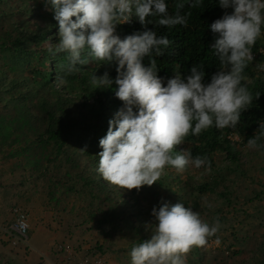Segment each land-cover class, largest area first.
I'll return each instance as SVG.
<instances>
[{
	"label": "trees",
	"instance_id": "16d2710c",
	"mask_svg": "<svg viewBox=\"0 0 264 264\" xmlns=\"http://www.w3.org/2000/svg\"><path fill=\"white\" fill-rule=\"evenodd\" d=\"M166 3L170 15L179 11L188 19L187 27L176 25L168 28L156 25L157 18L149 17L153 24L147 27L172 41L169 48L162 49L164 54L156 57L158 75L166 86L167 80L176 72L187 76L193 65H203L206 73L204 82L210 83L212 75L219 70V60L211 48L217 34L211 31L210 25L234 9L222 8L219 0H201L198 7H193L195 0H166ZM5 4L7 0H0V10ZM33 5L20 11L24 16L22 21H16L10 11H0V16L7 18L6 25L2 23L0 29V53L7 66L6 70L0 68V102L5 108L11 106L14 109L11 118L0 115V127L12 138L13 144L20 143L17 152L35 153L27 161L32 173L42 166L45 169L41 174L50 180H58L57 184L63 181L62 178H69L70 183L63 186L70 190L75 187L74 178L82 180L99 204L98 209L88 212L89 216L99 226L113 224L116 228H127L132 246L151 238L149 225L155 222L152 215L154 207L158 209L164 203H184L185 207L198 211L201 218L210 224L219 217L220 229L208 240L221 231L231 230L233 244H238L239 250L230 251L233 246L230 243L227 247L229 255L223 263L217 264H228L231 255L245 250L244 244L248 243L252 255L242 264H264V234L260 236L258 229L251 236L240 237L243 227L235 223L237 215L242 217L238 223H246L251 215L261 224L264 219V137L258 141V147L247 146L248 140L259 134V124L264 123V71L257 68V65L264 64V53L259 52L258 61L250 62L243 73L250 81L248 88L254 99L249 109L242 112L239 124L234 129L222 130L213 126L199 136L190 133L174 149V153L186 149L193 157L207 156L211 170L189 165L183 172H178L168 166L154 185L132 189L126 194L123 189L109 185L96 171L98 154L102 151L99 141L107 134L109 121L115 118L123 102L115 96L117 86L114 83L110 88L97 89L90 83L94 73L103 76L105 72L115 81L118 65L95 61L85 66L78 65V71L65 76L59 65L67 62V54L49 52V48L59 42V25L54 19L50 0ZM178 5L183 7L178 8ZM39 8L43 9L42 14ZM143 30L144 26L135 17L131 23L117 26V34L122 39ZM262 30L252 48L254 51L264 45V25ZM144 63L148 64L147 58ZM58 74L65 78L66 83L57 82ZM3 92L8 97H2ZM257 92L260 93L259 99H255ZM14 126L20 132L15 133ZM51 162L54 168L48 167ZM57 167L65 169L61 177L57 176ZM247 182H255L261 189L243 194L242 189ZM260 201H263V208L256 214L246 207L247 203L255 205ZM248 223L249 227L251 224L259 226L252 220ZM98 248L92 252L102 253ZM191 255L199 263H192L188 258ZM203 260V248L193 247L185 264H203Z\"/></svg>",
	"mask_w": 264,
	"mask_h": 264
},
{
	"label": "clouds",
	"instance_id": "9594fccd",
	"mask_svg": "<svg viewBox=\"0 0 264 264\" xmlns=\"http://www.w3.org/2000/svg\"><path fill=\"white\" fill-rule=\"evenodd\" d=\"M54 19L59 25V42L49 48L55 54L66 53L67 62L59 65L65 76L95 61L115 62L118 75L113 81L107 72L95 73L90 83L97 88L117 86L115 96L123 107L109 121L107 134L100 139L96 171L109 185L120 189H137L154 185L166 167L183 172L189 165L211 170L207 156H192L191 151L174 149L191 133L199 136L213 126L235 128L241 114L253 103L244 71L257 62L264 45L252 50L264 25V0H219L224 8L234 9L214 21L210 27L216 40L211 42L219 60V70L205 83L203 65H193L187 76L176 72L164 80L158 75L156 57L172 44L167 36H158L147 26L149 17L162 27L183 25L186 15H170L166 0H50ZM201 0H195L198 7ZM183 5H178L182 8ZM133 17L144 26L121 38L117 26L131 23ZM148 59L145 65L144 60ZM264 71V64L257 65ZM58 83H66L57 75ZM260 93L255 94L259 99ZM194 125V127H193ZM264 137V123L259 134L247 142L258 147ZM84 152V150H81ZM155 222L149 225L151 238L130 251L131 264H185L193 247H203L208 237L220 229L219 217L213 223L201 218L198 211L184 203H164L153 208Z\"/></svg>",
	"mask_w": 264,
	"mask_h": 264
},
{
	"label": "rangeland",
	"instance_id": "374dc122",
	"mask_svg": "<svg viewBox=\"0 0 264 264\" xmlns=\"http://www.w3.org/2000/svg\"><path fill=\"white\" fill-rule=\"evenodd\" d=\"M41 1L42 0H7V4H5L1 10L4 9L6 12L10 11L17 19L16 21H22L24 16L20 14V11L25 7L32 6V4L37 6L41 4ZM42 8L38 9L41 14L43 13ZM44 8L48 11L47 6H44ZM6 22L7 18L1 15V30L2 23L6 25ZM29 45H32V43H29ZM0 68L3 70L7 69L1 53ZM1 96L8 97V94L3 92ZM3 105V102H0V115L11 118L14 114L13 107L9 106L5 108ZM13 130L15 133L20 132V130H15V126ZM19 144L20 143L13 144L12 138L5 133L3 127H0V194L2 193V198L5 197L7 201H12L9 206L20 208L27 213L29 222H31V219H35V221L39 223L46 224L47 228H51L54 233L57 234V241L52 248L53 253L57 255V260H53V262L55 264L60 263L58 260L62 257V255L57 252L59 243L68 242L81 247L83 252L87 249H95V247L98 248L100 246L101 250L99 248L98 250L107 257L110 264H131L130 251L134 246L130 244L129 230L123 227L122 229L116 228L113 224L99 226L96 224L95 220L93 221V218L89 216L88 212L94 211L99 205L97 199L92 198L90 187L84 185L82 180L77 181L76 178H74L76 184L75 187L70 190L63 186L64 183H70L71 180L69 178H62L63 181L57 184L59 182L58 180H50L48 176L41 174L45 169L42 166H40L36 172L32 173L30 169L31 165H28L27 161L29 162V160L34 157L35 153L30 152L23 154L17 152L20 146ZM44 162L45 160L43 163ZM48 167L54 168L53 162H51ZM191 167L195 166L191 165ZM59 169H61V171H58ZM55 171L58 174L57 176L61 177L65 169L57 167ZM73 173H75V171ZM262 179L264 181V175H262ZM256 189L259 190L261 187L255 182H247L242 191L244 192L243 194H247V191H254ZM123 191H126V194L131 192V190L127 189H123ZM4 192L8 193L3 195ZM241 199L244 201V196H242ZM141 200L144 201L143 199ZM251 203L252 202L247 203L246 207L254 214L263 208V201L255 205H251ZM241 218L240 215L235 217V223L240 228L243 227L239 232L240 237L247 234L251 236V234L258 229L260 231V236L264 234V226L261 228V225H264V219L261 224L260 220H256V217L251 215L247 217L246 223H238L237 221H240ZM249 220L257 222L259 226L255 227L251 224L249 227ZM42 221L45 222L43 223ZM226 237L229 238L227 239ZM233 241L230 229L221 231L218 233V236L210 238L207 244L202 247L204 253L203 264L221 263L229 255L227 247L230 246V243L233 244ZM244 245L245 250L231 255L232 258L229 259L228 264H242L243 261L250 259L252 255L250 243ZM15 246L18 247L17 245ZM15 250L19 252L18 248ZM232 250H239V245L233 244L230 251ZM3 255V250H0V256L4 258ZM24 256L26 258L28 257L27 252ZM188 258L192 263H199L195 256L191 255L188 256Z\"/></svg>",
	"mask_w": 264,
	"mask_h": 264
},
{
	"label": "crops",
	"instance_id": "0c3cea01",
	"mask_svg": "<svg viewBox=\"0 0 264 264\" xmlns=\"http://www.w3.org/2000/svg\"><path fill=\"white\" fill-rule=\"evenodd\" d=\"M7 193L4 192L3 195ZM0 202V250L4 252V258L0 256V264H55L53 260H57V255L53 253L52 248L57 241V234L51 228H47L46 224L31 219L30 246L26 247L19 243L16 247L8 237L4 236L1 228V226L8 224L15 218L13 207L9 206L12 201H7L5 197L2 198L1 193ZM16 248L19 249V252L15 250ZM26 252L28 254L27 258L24 256ZM61 260L62 257L58 262H61Z\"/></svg>",
	"mask_w": 264,
	"mask_h": 264
},
{
	"label": "built area",
	"instance_id": "2783aa9c",
	"mask_svg": "<svg viewBox=\"0 0 264 264\" xmlns=\"http://www.w3.org/2000/svg\"><path fill=\"white\" fill-rule=\"evenodd\" d=\"M13 212L15 214L14 220L1 226L4 236L8 237L13 245L22 243L28 246L31 228L28 214L17 207L13 208ZM57 252L62 255V260L58 264H110V261L102 253L92 252V249L83 252L81 247L68 242L59 243Z\"/></svg>",
	"mask_w": 264,
	"mask_h": 264
}]
</instances>
